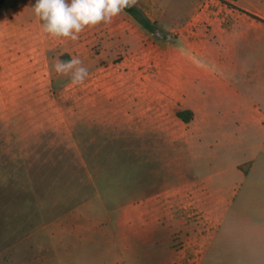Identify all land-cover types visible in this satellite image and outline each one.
Instances as JSON below:
<instances>
[{
    "label": "rangeland",
    "instance_id": "rangeland-1",
    "mask_svg": "<svg viewBox=\"0 0 264 264\" xmlns=\"http://www.w3.org/2000/svg\"><path fill=\"white\" fill-rule=\"evenodd\" d=\"M140 1L155 34L122 11L72 40L42 30L34 0H0V264H199L205 245L201 264H244L226 250L229 222L264 177L263 130L206 100L203 119L176 117L179 29L205 0ZM70 56L82 84L54 70ZM251 158L247 177L236 165Z\"/></svg>",
    "mask_w": 264,
    "mask_h": 264
},
{
    "label": "crops",
    "instance_id": "crops-1",
    "mask_svg": "<svg viewBox=\"0 0 264 264\" xmlns=\"http://www.w3.org/2000/svg\"><path fill=\"white\" fill-rule=\"evenodd\" d=\"M241 1H232L233 6H229L222 0H205L185 20L179 35L188 75H183L178 88L188 97L183 110H191L194 118L203 119L207 115L206 100L218 108L227 106L222 115L232 118L236 124L260 126L263 140L258 154H263L264 170V22L254 18L264 21V0L258 3L243 0L242 4ZM131 3L158 14L140 0H131ZM156 19L159 20H151ZM241 46L247 51L245 56L240 54ZM193 95L200 98L199 102L188 105ZM255 162V158H251L237 164L236 168L249 163L247 172L242 171L249 177ZM244 190L231 209L230 246L226 250L244 264H264V177L259 182L246 183ZM225 204L223 199L215 204V235L228 223ZM218 206L223 207L221 213ZM254 218H258V222H253ZM188 247L189 251H195L194 245ZM205 247L200 251L199 264L203 262Z\"/></svg>",
    "mask_w": 264,
    "mask_h": 264
},
{
    "label": "clouds",
    "instance_id": "clouds-1",
    "mask_svg": "<svg viewBox=\"0 0 264 264\" xmlns=\"http://www.w3.org/2000/svg\"><path fill=\"white\" fill-rule=\"evenodd\" d=\"M131 0H34L31 8L42 22V30L52 37L78 39L86 27L110 22ZM54 70L70 75L71 83L82 84L89 75L78 56L56 58Z\"/></svg>",
    "mask_w": 264,
    "mask_h": 264
},
{
    "label": "trees",
    "instance_id": "trees-1",
    "mask_svg": "<svg viewBox=\"0 0 264 264\" xmlns=\"http://www.w3.org/2000/svg\"><path fill=\"white\" fill-rule=\"evenodd\" d=\"M222 1H224L229 6H233L230 2L235 1V0H222ZM123 11L126 12L128 15H130L136 21V23L146 32L155 34V31L158 28V24L150 20L149 17L138 6L134 5L133 3H130V6L124 8ZM254 18L264 22L263 20L257 17H254ZM175 114H176V117L184 123H189L190 121H192L193 116H194L193 112L188 109L178 110L176 111ZM248 166H249V163H246L244 165H240L238 168L241 169L244 173H246Z\"/></svg>",
    "mask_w": 264,
    "mask_h": 264
}]
</instances>
